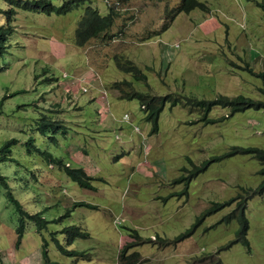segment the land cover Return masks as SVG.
<instances>
[{
	"label": "rangeland",
	"instance_id": "1",
	"mask_svg": "<svg viewBox=\"0 0 264 264\" xmlns=\"http://www.w3.org/2000/svg\"><path fill=\"white\" fill-rule=\"evenodd\" d=\"M87 1L101 14L108 6L117 11L105 33L77 46L73 30L82 7L65 14L16 9L0 52V143L16 140L0 174L21 207L47 221L37 230L24 217L13 248L20 214L0 185V264H44V243L47 262L118 264L121 244L132 241L125 253L136 250L142 264H264V193L257 192L264 176L243 152L264 148V107L227 116V106L204 113L188 102H165L150 132L137 99H120L109 86L131 78L114 64L121 55L146 74L148 87L138 80L135 89L197 99L240 93L264 104V18L257 5L264 0H199L204 9L176 14L180 0ZM204 19L217 28H201ZM164 20L167 27L155 31ZM42 112L61 126L39 132ZM32 144L70 167L84 149L75 161L93 171L92 187L47 164ZM241 207L248 247L235 240ZM71 224L87 235L66 244L60 229ZM153 237L174 241L162 245ZM56 241L77 254L60 252Z\"/></svg>",
	"mask_w": 264,
	"mask_h": 264
},
{
	"label": "trees",
	"instance_id": "2",
	"mask_svg": "<svg viewBox=\"0 0 264 264\" xmlns=\"http://www.w3.org/2000/svg\"><path fill=\"white\" fill-rule=\"evenodd\" d=\"M7 7L1 9L3 19L0 21V52L4 51L7 46V38L13 31L12 18L16 12V9H21L23 11L27 10H38L46 14H65L70 10L82 7V12L77 18L75 28L73 30V42L74 44L80 46L84 44L89 38L96 37L105 31L111 26L113 17L116 15L117 11L112 7L108 6L107 11L103 14L99 13L97 8L90 5L87 0H61L60 3L54 4L51 0H5ZM117 2V1H113ZM114 4V3H113ZM257 5L261 8L262 16L264 18V4L257 2ZM204 3L199 0H180L177 7L174 8V13L176 12H188L189 10L197 8H205ZM167 21L164 20L162 26L159 30H163L167 27ZM113 35V33H112ZM111 34H106V38L109 39L112 37ZM121 55L113 56L114 64L118 70L128 73L131 75L130 79L122 78L120 80L112 81L109 86L117 91L116 97L120 99H132L135 98L138 101L139 107L144 114V119L150 123V132H155L157 130V118L160 110L162 109L165 102H168L169 105H174L177 103L188 102L198 108L202 107L204 113H207L213 105L227 106L229 108L228 115L232 114L235 111L243 110L250 106L254 108L264 107V104L261 101L253 100L247 96H244L240 93L235 95H225L217 94L213 98L197 99L191 96L182 97L180 93L175 94L173 92H166L164 94H155L151 93L148 90H138L133 87V81H143L148 87L146 82V74L143 70L135 65L133 61L128 58L120 60ZM148 66L145 65L144 69H147ZM58 104V103H55ZM211 119H207L210 121ZM37 130L42 134L47 132H54L61 126L57 120H51V117L45 115L43 112L40 113V117L36 120ZM64 131V128L62 129ZM48 138L54 141L52 134L47 135ZM15 138H8L0 143V161L11 160V144L15 142ZM30 142V139L27 143ZM44 159L47 164H58L66 176L69 177L72 181L76 182L79 186L91 188L90 183L91 175L87 174L82 167H69L67 164L62 163L61 156H55L50 151L45 149H39L34 144L31 145ZM84 151V149L82 150ZM243 152L250 153L259 163L258 172L261 175H264V148L250 146L243 149ZM0 185L4 189L5 195L10 202L15 206V209L18 211L20 216L18 217V224L15 227V239L14 246H17L20 238L23 233V218L31 219L36 229L45 226L47 222L43 217L39 215L38 212L28 213L22 207L18 200L12 196V193L9 191L7 183L0 174ZM255 192V191H253ZM257 192L264 193V178L258 184ZM73 205H88L84 201H73ZM212 205V204H211ZM66 214V212L64 213ZM63 214V215H64ZM236 219L240 223L239 229L237 231V237L235 240H239L241 244L248 247V241L246 239V230H247V220L243 214L242 207L240 208ZM60 232L66 234L65 243L69 244L77 236H86L87 232L82 230L79 226L75 224L66 225L60 229ZM133 233V232H132ZM132 235V234H131ZM136 236V235H135ZM137 237V236H136ZM54 238V237H52ZM152 239H157L160 244L167 245L173 242L174 240L167 238L153 237ZM132 242L127 244H121L117 257L118 264H142V259L139 258V254L136 250H132L129 253H125L126 249ZM58 250L66 255H76L77 251L73 249H67L65 246L61 245L59 242H55ZM45 243L42 244V255L44 257V264H59L52 261L47 262L46 252L44 249ZM68 264H77L76 262H70ZM216 264V263H213Z\"/></svg>",
	"mask_w": 264,
	"mask_h": 264
},
{
	"label": "crops",
	"instance_id": "3",
	"mask_svg": "<svg viewBox=\"0 0 264 264\" xmlns=\"http://www.w3.org/2000/svg\"><path fill=\"white\" fill-rule=\"evenodd\" d=\"M194 19H196V18H194ZM197 19H198V18H197ZM208 21H209V24H206V23H205V19H204L203 23L200 24L201 28L203 27L204 29H206V26H208L209 28L214 27V29L217 28L216 26H217L218 23H216V22L214 21V19H211V20L208 19ZM215 24H216V25H215ZM214 25H215V26H214ZM199 32H200V31H199ZM58 45H59V47L61 46L60 43H59ZM162 46H163V45H162ZM160 49L166 51V49H165L164 47H163V48H160ZM60 92H62L61 89H60ZM81 146L83 147V145H80L79 148H80ZM80 150H81V149H80ZM80 150L77 149V150L75 151V156H74V159H73V160H74V164H78V166L82 167V168L84 169V171H85L87 174H89V175H91V176L93 177V175H94V174H93V171L90 172V171H87V170L84 168V167H85V164H86L85 162L78 163V162L75 161L76 159H80V156H82V155L84 154V153H83L82 151H80ZM62 158H63V157H62ZM18 245H19V243H18ZM18 245H17V247H18ZM13 248H14V247H13ZM1 264H4V263H1Z\"/></svg>",
	"mask_w": 264,
	"mask_h": 264
},
{
	"label": "clouds",
	"instance_id": "4",
	"mask_svg": "<svg viewBox=\"0 0 264 264\" xmlns=\"http://www.w3.org/2000/svg\"><path fill=\"white\" fill-rule=\"evenodd\" d=\"M195 8H197V7H195ZM155 31H159V29H157V30H155ZM149 35H150V34H146V36L144 35V37H142V39L139 40V42H141V41H143L144 39L148 38ZM113 36H114V35H113ZM61 43H62V42H61ZM61 43H60V44H61ZM73 43H74V42H73ZM75 45H76V44H75ZM77 46H78V45H77ZM80 46H81V45H80ZM63 47H64V46H63ZM61 48H62V46H61ZM144 66H145V65H144ZM249 70H250V68H249ZM53 77H54V76H48V79H53ZM82 89H83V88H82ZM82 89H81V90H82ZM66 90H67V89H65V90L63 91V90L61 89V91L64 92L65 96H66ZM83 90H84V89H83ZM69 91H70L72 94H74L72 88H70ZM180 94H181V93H180ZM225 95H226V94H225ZM234 95H235V94H234ZM181 96H182V97H185V96H187V95H185V94H181ZM258 101H259V100H258ZM180 103H181V104H186V103L183 102V99H182V102H180ZM174 105H175V104H174ZM171 106H172V105H171ZM251 107H253V106H251ZM253 108H254V107H253ZM209 110H210V109H209ZM106 112H107V110H105V112L102 113V115H101L100 118H103ZM230 115H231V114H230ZM227 116H228V114H227ZM123 118H125V119L127 118V114H126V113L123 114ZM206 121H207V120H206ZM132 129H133V130H136V131H138V132L140 133V131L138 130V127H137L136 125L133 126ZM48 139H50V138H48ZM51 140H52V139H51ZM62 160H63V158L61 157V161H62ZM258 164H259V163H258ZM69 167H70V166H69ZM76 167H79V166H76ZM263 176H264V175H263ZM13 243H14V242H13ZM12 247L15 248L14 244H13Z\"/></svg>",
	"mask_w": 264,
	"mask_h": 264
}]
</instances>
